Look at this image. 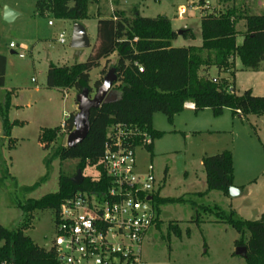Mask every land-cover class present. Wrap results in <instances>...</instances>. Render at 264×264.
Instances as JSON below:
<instances>
[{
    "label": "rangeland",
    "instance_id": "rangeland-1",
    "mask_svg": "<svg viewBox=\"0 0 264 264\" xmlns=\"http://www.w3.org/2000/svg\"><path fill=\"white\" fill-rule=\"evenodd\" d=\"M191 1L96 0L89 6L91 16L82 20L90 46L73 48L70 45L73 21L56 18L50 10L40 9L37 0H0V53L6 57L4 85L0 87V105H3L8 97L7 117L12 123L10 135L5 136L0 119L2 226L7 229L18 227L24 218L20 204L28 199H39L57 191L59 174L64 173L72 177L78 170L76 159L62 162L53 159L46 170V162L52 157L55 147L58 144L66 145L67 134H59L57 143L44 150L38 139L40 130L61 125L65 119V111L76 103L78 93L73 88L62 89L68 92L64 99L60 91L48 88V65L52 63L57 66H70L86 61L96 44L97 18H108L114 10L123 11L127 17H132L135 9L143 17L165 16L174 30L188 28L193 34L192 37L179 35L172 40L173 46H198L202 41L200 11L191 7ZM210 1L216 10L223 9L217 0ZM3 3L11 9L14 8L13 10L16 9L15 11L18 10L19 14L13 20L6 21L3 18ZM238 3L251 14H264V0H237ZM182 6L187 10L179 17L178 9ZM236 29L244 30L243 20L236 23ZM59 33H64V43L58 41ZM242 39L238 33L236 43L240 44ZM10 42L16 44L15 49L9 47ZM19 52H23L24 56L20 57ZM110 59L108 68L115 62L116 55L112 54ZM105 64L102 59L99 67L90 70L91 86L100 76ZM216 71L214 66L209 68V74H215ZM251 71L253 70L243 69L240 61L236 59L234 75L221 72V76L231 81L236 93H242L253 85L254 81L249 78ZM94 93L95 91L91 92L90 96ZM253 94L257 95L254 92ZM228 113L230 112H225L217 120L225 119L227 122ZM198 115L200 118L197 121L200 123L196 126L206 128L207 118L213 117L210 110L199 112ZM191 117H194V114L191 113ZM258 117L257 119H260V116ZM152 122L163 134L154 139L152 156L146 149H135L137 172L145 173L147 167L152 165L154 176L160 184L159 195L175 200L158 205V221L147 230L142 240V261L145 264H247L243 256L234 253V241L239 238L238 232L229 224L214 221L217 217L213 212L220 210L227 215L233 209L236 217L258 219L264 213L261 211L264 210V198L254 202L252 207L247 204L245 210H235L230 197L221 191L211 190L201 195L199 192L205 191L206 182L198 156L203 148L210 150L208 145L215 138L190 132L189 128L197 127H189L191 125L184 113L175 115L174 125L173 120L169 122L161 112L153 115ZM242 123L239 124V137L236 140L237 176L244 182L258 181L257 186H260L264 184V143L261 144L257 137L260 125L258 123L256 127L250 123L251 126L247 120ZM174 128L178 131H172ZM229 135V131H222L214 137L224 139ZM260 136L264 138V132L260 133ZM10 138L16 142H10ZM244 145H247L245 153ZM244 156L247 157L248 163L252 162L251 169L245 168ZM46 173L47 177L41 180ZM96 173L97 169L93 167H86L82 172L84 175ZM54 214L52 209L33 211L31 224L24 231L35 244L45 249L51 246L55 236Z\"/></svg>",
    "mask_w": 264,
    "mask_h": 264
},
{
    "label": "trees",
    "instance_id": "trees-1",
    "mask_svg": "<svg viewBox=\"0 0 264 264\" xmlns=\"http://www.w3.org/2000/svg\"><path fill=\"white\" fill-rule=\"evenodd\" d=\"M96 0H37L40 9L50 10L56 18L81 22L91 16L90 3ZM223 9L202 8L200 10L201 44L198 46H173L178 31L171 26L165 16L154 18L140 16L137 9L132 17L123 11L114 10L108 18H97L96 44L86 61L70 66L48 65L46 86L57 89H75L91 92L102 84L103 77L113 67L116 81L112 92L116 99L92 109L89 115V131L84 140L75 147L58 144L46 162L49 169L53 159L61 162L68 159L78 160L77 168L82 172L86 167L97 169L96 175H84L80 184L71 181V175L60 173L58 190L39 199H28L20 207L24 213L23 221L14 229L0 224V261L9 264H59L52 249L35 244L25 234L30 226L32 212L52 209L56 211L63 200L78 189H103L107 185L105 170L101 165L107 129L116 123L137 127L146 131L152 140L159 138L163 131L153 128L152 119L156 112L163 113L169 122L180 113L183 104L190 101L194 112L211 109L215 116L230 109L232 115L264 116V96L255 95L251 89L236 93L233 85L225 78L210 76L209 68L214 66L218 72L234 75L235 60L243 69L258 70L264 61V14H251L237 4V0H217ZM203 4V0H199ZM244 21V30L238 31L236 23ZM183 36L192 37V31L182 29ZM242 42L236 43L237 34ZM116 55L110 63V56ZM105 66L100 76L90 85L89 72L99 67L101 60ZM142 68V71L139 70ZM6 57L0 53V87L4 85ZM8 97L0 105V119L5 136L10 135L12 123L7 117ZM75 111L63 120V126L42 128L38 139L44 150L57 143L59 134H68L74 127ZM15 143L16 140L9 139ZM153 143V142H152ZM152 143L145 147L152 156ZM14 147V144H12ZM201 164L205 173L206 189L228 194L233 186V160L230 150L203 155ZM44 175L41 180L47 177ZM157 204L175 199L154 196ZM177 200V199H176ZM179 200V199H178ZM210 209V208H209ZM217 209V207H216ZM212 210V209H211ZM159 215V209L157 208ZM217 219L231 225L239 234L234 245L246 247L247 264H264V214L258 219H243L235 216L233 209L226 215L220 210L213 212ZM158 219L155 220V223Z\"/></svg>",
    "mask_w": 264,
    "mask_h": 264
},
{
    "label": "built area",
    "instance_id": "built-area-1",
    "mask_svg": "<svg viewBox=\"0 0 264 264\" xmlns=\"http://www.w3.org/2000/svg\"><path fill=\"white\" fill-rule=\"evenodd\" d=\"M190 5L199 11L216 8L210 0H203V4L192 0ZM186 10L180 7L179 17ZM58 41L65 42L64 33H59ZM9 47L15 49L16 44L10 42ZM18 55L24 56L23 52ZM183 107L194 109V104L187 101ZM152 142L150 134L137 127L120 123L108 127L100 162L106 187L78 189L54 211L55 236L48 249L59 264H145L142 240L159 217L154 196L159 194L160 184L152 165L145 173L137 172L134 152ZM0 264L9 263L1 260Z\"/></svg>",
    "mask_w": 264,
    "mask_h": 264
},
{
    "label": "crops",
    "instance_id": "crops-1",
    "mask_svg": "<svg viewBox=\"0 0 264 264\" xmlns=\"http://www.w3.org/2000/svg\"><path fill=\"white\" fill-rule=\"evenodd\" d=\"M6 6V4H2L1 5V10L3 9V7ZM14 9V8H13ZM16 10V9H15ZM18 11V10H17ZM82 23V21H81ZM13 53V51H11ZM235 64H236V60H235ZM249 70V69H248ZM252 73H250V77L254 82L253 85L251 84V86H249V89H251L252 92L257 93L258 94H264V61L261 62L260 68L258 70H253L251 71ZM210 76H217L218 78H224L221 76V72L216 71L215 74H210ZM227 79V78H225ZM229 82H231L229 79H227ZM232 87L235 86L233 85ZM55 90H58L61 92V94L63 95V98L65 99L68 95V92L66 90H61V89H57V88H53ZM256 89V90H255ZM256 91V92H255ZM76 109V103L74 105H70V107L65 111V115H68L70 112L75 111ZM207 110H210V114L213 117H208L206 120V128H198L199 126H196L197 124H199L200 122L197 121L199 120L198 118H200L198 115L199 112H207ZM199 112H194L193 109H188V108H184L180 113H184L187 115V119L188 122L191 126L189 127H197V128H189L190 132H194L198 133L197 135H201V134H207L208 137L211 138H215L214 140L211 141V143L208 145L209 149L207 148H203L201 150V152L199 153V159H200V163H201V158L203 155H210V153L214 154L223 150H230L232 153V160H233V186L236 187V191L234 193V196H231L229 194H227V196L230 197L231 199V204L233 206V208L235 210L238 209H243L245 210V206H254L253 203L258 201L259 199L264 198V184H261L260 186L258 185V181H254V182H244V180H241V178L239 179L237 176V171H236V140L239 137V124H243L242 122L247 120L248 123L255 125L256 127H258V123L260 125V128H258V141L262 144L264 143V138H262V136H260V133L264 132V116H260V119L258 116H254V115H248L247 117H243V116H239V115H232L231 110L230 109H224L222 114L219 116H215L211 109L209 108H205ZM225 112H230L228 113V121L229 122L227 124V122L225 121V119L222 120H217L218 117L223 116V114H225ZM191 113L194 114V117H191ZM215 118V119H214ZM186 122V123H188ZM241 122V123H240ZM172 124H175V116L173 117V122ZM250 124V125H251ZM251 125V126H252ZM152 126L154 129L155 126L152 122ZM191 129H195V130H191ZM158 130V129H156ZM161 131V130H159ZM172 131H178L176 128H174ZM222 131H229L230 135L228 137H225L224 139H219L218 137H214L216 133L220 134V132ZM214 134V135H213ZM185 137H187V135H185ZM262 141V142H261ZM153 144H154V140L152 143V150H153ZM251 145V143H250ZM245 150H247V145L243 146V153H245ZM245 157L244 162L245 164V168L246 169H251V163L247 162V157ZM251 161V160H250ZM260 187V188H259ZM256 189V190H255ZM261 189V190H260ZM226 195V194H225ZM249 208V207H248ZM264 211V210H261ZM264 214V213H262Z\"/></svg>",
    "mask_w": 264,
    "mask_h": 264
},
{
    "label": "water",
    "instance_id": "water-1",
    "mask_svg": "<svg viewBox=\"0 0 264 264\" xmlns=\"http://www.w3.org/2000/svg\"><path fill=\"white\" fill-rule=\"evenodd\" d=\"M19 13L10 7L5 6L3 9V18L6 21L13 20ZM182 30L178 31V35L182 34ZM70 45L73 48H87L90 46L89 38L84 25L79 22H73ZM117 77L115 70L111 67L103 77L102 84L96 89L93 96L89 95L88 90H83L76 95L77 112L73 118V129L67 134L66 147H75L80 144L87 136L89 131V115L92 109H96L102 104L110 103L116 99V95L112 92L113 83ZM71 181L80 184L83 181V174L80 169L71 177ZM236 187L231 186L228 194L234 196ZM150 199V197H148ZM236 255L246 257V247L238 245L235 248Z\"/></svg>",
    "mask_w": 264,
    "mask_h": 264
}]
</instances>
